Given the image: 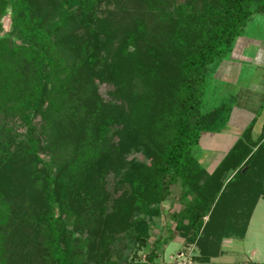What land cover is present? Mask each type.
<instances>
[{"label":"trees","instance_id":"trees-1","mask_svg":"<svg viewBox=\"0 0 264 264\" xmlns=\"http://www.w3.org/2000/svg\"><path fill=\"white\" fill-rule=\"evenodd\" d=\"M175 2L0 0V264H118L121 242L149 246L176 185L185 209L171 217L194 264H219L224 239L246 237L264 199V135L253 139V121L212 173L194 152L235 107L206 111L209 66L264 0ZM111 174L127 187L108 204ZM222 191L230 201L215 211ZM173 239H156L150 262Z\"/></svg>","mask_w":264,"mask_h":264},{"label":"rangeland","instance_id":"rangeland-1","mask_svg":"<svg viewBox=\"0 0 264 264\" xmlns=\"http://www.w3.org/2000/svg\"><path fill=\"white\" fill-rule=\"evenodd\" d=\"M190 2L191 0H176L172 8L178 5L190 6ZM193 4L194 2L191 5ZM8 10L1 20L3 34L12 30L11 9ZM196 35L202 37L205 34L200 32V34H194ZM263 39L264 14L252 15L237 38L231 54L220 63H213L209 66L204 100L206 111L231 101L235 102V107L223 131L220 133L203 132L200 147L194 152L208 173H212L217 168L253 121H255L252 129L253 139L257 141L264 135V43L261 41ZM101 90L103 96L107 97L106 86H102ZM40 119L37 117L36 123H40ZM9 126H14L19 133L25 132V127L20 125L17 118L15 122L9 123ZM133 157L144 159L142 154L136 152L128 159H133ZM153 162L155 161L152 160ZM106 179L105 187L112 192L110 202L107 203L111 204L113 200L122 195L127 185L123 188L121 184H115L113 174ZM242 184L243 182L238 181L230 188L242 190ZM181 194V186L176 185L173 187V194L161 204L159 216L151 223L149 246L128 250L125 246L128 240L118 244L119 249H123L128 257L118 264H194V257L199 254V250L196 245L185 243L183 234L175 228L176 220L171 217L172 214L185 209L181 204ZM231 195L232 192L224 194L222 191L216 200L218 205L215 211H226L225 208ZM219 198L220 201H218ZM57 215L59 216V211ZM125 234L121 236L125 237ZM169 234L174 235V239L164 246L162 254L155 263L150 262L147 256L153 242L159 237L166 238ZM222 248L224 254L213 258L212 263L264 264V199L261 198L256 206L246 237L244 239H224Z\"/></svg>","mask_w":264,"mask_h":264},{"label":"crops","instance_id":"crops-1","mask_svg":"<svg viewBox=\"0 0 264 264\" xmlns=\"http://www.w3.org/2000/svg\"><path fill=\"white\" fill-rule=\"evenodd\" d=\"M261 41H263V43H264V39L263 40H261ZM263 56V55H262ZM261 63H262V61H261Z\"/></svg>","mask_w":264,"mask_h":264},{"label":"built area","instance_id":"built-area-1","mask_svg":"<svg viewBox=\"0 0 264 264\" xmlns=\"http://www.w3.org/2000/svg\"><path fill=\"white\" fill-rule=\"evenodd\" d=\"M181 264V263H180Z\"/></svg>","mask_w":264,"mask_h":264}]
</instances>
